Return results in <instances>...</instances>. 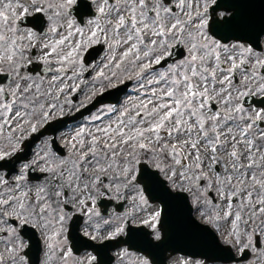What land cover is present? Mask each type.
<instances>
[{
	"label": "snow or ice",
	"instance_id": "obj_1",
	"mask_svg": "<svg viewBox=\"0 0 264 264\" xmlns=\"http://www.w3.org/2000/svg\"><path fill=\"white\" fill-rule=\"evenodd\" d=\"M237 25L218 0H0V264H96L74 249L140 226L163 243L174 206L238 264H264V17L233 42ZM37 63L50 79L32 75ZM86 75L89 102L127 82L135 95L59 131ZM102 198L129 207L102 213Z\"/></svg>",
	"mask_w": 264,
	"mask_h": 264
},
{
	"label": "water",
	"instance_id": "obj_2",
	"mask_svg": "<svg viewBox=\"0 0 264 264\" xmlns=\"http://www.w3.org/2000/svg\"><path fill=\"white\" fill-rule=\"evenodd\" d=\"M227 4L229 7L235 6L238 21L236 29L229 34L230 36L235 38L236 36H244L249 31H259L261 17H264V0H257L256 2L255 0H231ZM72 120H75V117L64 119L66 124ZM40 137L41 134L38 133L33 140L27 141V144L32 147ZM121 209L120 206L119 210ZM192 217L193 220H190L185 207L174 206L172 214L166 217L167 237L163 243L153 241L150 244L144 237V233L150 231L140 226L135 230V234L128 233L125 238L121 236L116 240L105 241L100 244L88 241L86 245L74 249V251L79 253L85 248L94 249L98 260L96 264H111L113 256L110 251L121 245H127L129 249L144 252L153 264H166L169 257L168 251H170V255L181 253L191 257H202L209 261L229 262L234 260L232 250H229V246L220 243L215 231L211 228L208 231H203L202 229L207 226L202 225L193 214ZM38 258L40 259V253ZM31 259L35 261L37 254L34 253Z\"/></svg>",
	"mask_w": 264,
	"mask_h": 264
},
{
	"label": "rangeland",
	"instance_id": "obj_3",
	"mask_svg": "<svg viewBox=\"0 0 264 264\" xmlns=\"http://www.w3.org/2000/svg\"><path fill=\"white\" fill-rule=\"evenodd\" d=\"M43 64V63H42ZM43 66L45 67H48L47 65H44ZM34 76H37V77H42V78H45V79H50V75L49 74H46L45 76H40L38 74H32ZM85 81H86V78L84 77ZM135 87V84L133 83V86L132 88L129 90V92L124 96V98L122 99V101L128 96V95H132L134 96L135 93L133 92V88ZM89 90H90V85L87 86V88L85 89L84 92L81 93L80 95V98L79 100H76V101H73L71 99L72 97V94L75 92V91H72V92H69L67 93V97H68V100L70 101V103L68 105H66L65 107V112L66 113H73L77 108H81L80 107V104H81V101H83L84 103H87L88 100L85 99V96L89 94ZM63 99V97H62ZM254 106V105H253ZM99 107H102V106H99ZM247 107V106H245ZM255 107V106H254ZM95 111H93V113H95ZM86 117L78 120L77 122L69 125L67 128L63 129L62 131L66 132L68 131L70 128L74 127L75 125L79 124V123H83L84 120H85ZM46 138V137H45ZM43 138V139H45ZM41 143V142H40ZM37 144V146L34 148V151L38 150V146L40 145ZM19 167V166H18ZM0 173H5V171H0ZM15 175V173L13 174ZM32 183H36L37 180H33L31 181ZM114 202V204H117V203H122V201H117V200H111ZM129 207V205L127 204H124V211ZM113 208V206H112ZM115 211H110L109 214L111 213H114ZM115 213H118V212H115ZM122 213V212H121ZM195 216L199 219L198 217V214L195 213ZM257 232H259V229H257ZM219 234V233H218ZM220 236V234H219ZM261 238V243L263 244L262 247H264V237H260ZM220 239L222 240V236H220ZM123 249H127L125 246H121L119 247L118 249H116L114 251V255H115V261H114V264H138V261L140 258H144L146 256L140 254V253H136V252H130L128 251V255L127 256H124L123 253H122V250ZM92 254L94 255V253L91 251V250H86V251H83L81 254H78L76 255L75 254V258H79V259H83L85 258L88 254ZM147 258V257H146ZM249 258H252V254ZM44 259V256H43V252H42V255H41V260ZM184 260H196V261H203L204 264H221V263H208V262H205V260L203 259H200V258H191V257H188V256H184V255H180V254H176L174 256H172L169 260H168V264H182V262ZM230 264H238V263H230Z\"/></svg>",
	"mask_w": 264,
	"mask_h": 264
},
{
	"label": "flooded vegetation",
	"instance_id": "obj_4",
	"mask_svg": "<svg viewBox=\"0 0 264 264\" xmlns=\"http://www.w3.org/2000/svg\"><path fill=\"white\" fill-rule=\"evenodd\" d=\"M220 11L225 12V11H223V10H220ZM233 42H235V41H233ZM261 42H262V44H263V48H264V36L261 37ZM85 78H87V75L85 76ZM87 86H88L87 83H85V85H82L83 91H81V92H84L85 89L87 88Z\"/></svg>",
	"mask_w": 264,
	"mask_h": 264
}]
</instances>
